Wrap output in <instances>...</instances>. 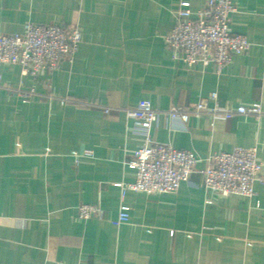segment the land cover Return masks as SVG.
Wrapping results in <instances>:
<instances>
[{"label": "crops", "instance_id": "obj_1", "mask_svg": "<svg viewBox=\"0 0 264 264\" xmlns=\"http://www.w3.org/2000/svg\"><path fill=\"white\" fill-rule=\"evenodd\" d=\"M182 1L196 13L207 0H0L2 33L28 23L81 32L73 60L53 73L0 67L3 85L38 93L24 101L0 87V264H264V0H234L232 31L252 47L221 69L174 59L165 36ZM212 93L209 108L258 102L262 114L162 113L151 138L195 152L196 168L176 193L123 191L146 141L125 109L190 108ZM238 147L256 148L263 163L256 194L206 189L210 156ZM82 203L102 215L80 217ZM123 205L130 219L114 225Z\"/></svg>", "mask_w": 264, "mask_h": 264}, {"label": "built area", "instance_id": "obj_2", "mask_svg": "<svg viewBox=\"0 0 264 264\" xmlns=\"http://www.w3.org/2000/svg\"><path fill=\"white\" fill-rule=\"evenodd\" d=\"M236 10L234 0H207L205 6L194 13L190 2L182 1L177 11L176 24L165 36L174 59L190 67L198 63H214L221 69L232 61L234 55L248 53L252 47L251 41L246 35L235 33L231 28L232 14ZM80 42L81 32L76 24L28 23L23 32H0V67L19 65L24 76L37 77L43 72L52 73L64 60H73ZM0 87L10 89L24 101L38 95L34 89L3 85L1 72ZM216 97L217 94L212 93L190 108L173 106L165 111L142 102L125 109L128 117L135 121V129L145 135L146 141L133 151L130 164L136 168V179L122 185L123 191L131 189L146 193H176L181 183L188 181L194 172L199 161L195 152L151 138V128L162 113L182 122H187L193 112H209L225 117L262 114V106L258 102L235 109L217 105L209 108V99ZM51 98L60 100L64 105L89 104L72 97ZM110 110L109 107L104 108L106 113ZM262 166L256 148L238 147L233 151L215 153L201 172L204 187L224 196H254L255 182L260 179ZM129 209L123 205L112 223L117 226L127 223L130 219ZM78 212L84 219L101 216L103 213L100 206L87 203L80 204Z\"/></svg>", "mask_w": 264, "mask_h": 264}, {"label": "rangeland", "instance_id": "obj_3", "mask_svg": "<svg viewBox=\"0 0 264 264\" xmlns=\"http://www.w3.org/2000/svg\"><path fill=\"white\" fill-rule=\"evenodd\" d=\"M64 61H65V60H64ZM53 72H54V71H53ZM53 72H52V73H53ZM47 73H49V72H47Z\"/></svg>", "mask_w": 264, "mask_h": 264}]
</instances>
